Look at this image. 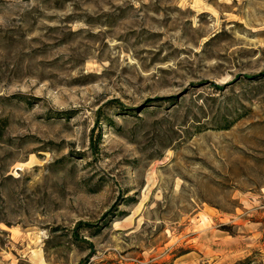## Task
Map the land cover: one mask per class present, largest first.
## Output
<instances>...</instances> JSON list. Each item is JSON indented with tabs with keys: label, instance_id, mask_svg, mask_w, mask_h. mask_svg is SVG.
<instances>
[{
	"label": "rangeland",
	"instance_id": "374dc122",
	"mask_svg": "<svg viewBox=\"0 0 264 264\" xmlns=\"http://www.w3.org/2000/svg\"><path fill=\"white\" fill-rule=\"evenodd\" d=\"M0 264H264V0H0Z\"/></svg>",
	"mask_w": 264,
	"mask_h": 264
},
{
	"label": "trees",
	"instance_id": "16d2710c",
	"mask_svg": "<svg viewBox=\"0 0 264 264\" xmlns=\"http://www.w3.org/2000/svg\"><path fill=\"white\" fill-rule=\"evenodd\" d=\"M1 137V136H0Z\"/></svg>",
	"mask_w": 264,
	"mask_h": 264
}]
</instances>
